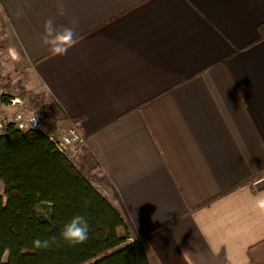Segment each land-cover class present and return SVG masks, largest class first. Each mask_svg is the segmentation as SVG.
<instances>
[{
    "label": "crops",
    "instance_id": "obj_1",
    "mask_svg": "<svg viewBox=\"0 0 264 264\" xmlns=\"http://www.w3.org/2000/svg\"><path fill=\"white\" fill-rule=\"evenodd\" d=\"M0 11V82L31 85L59 103L60 122L77 119L83 159L97 161L89 173L151 264H264L253 209L264 193V0H0ZM72 17L77 43L54 56L44 22Z\"/></svg>",
    "mask_w": 264,
    "mask_h": 264
},
{
    "label": "trees",
    "instance_id": "obj_2",
    "mask_svg": "<svg viewBox=\"0 0 264 264\" xmlns=\"http://www.w3.org/2000/svg\"><path fill=\"white\" fill-rule=\"evenodd\" d=\"M258 30L264 39V22ZM39 101L45 102L43 97ZM47 107L52 119H67L57 101L50 100ZM94 164L90 155L71 159L40 130L22 131L9 124L0 135V264H151L142 239L94 185L99 180L89 173ZM76 214L90 224L86 243L33 249L35 238L59 236Z\"/></svg>",
    "mask_w": 264,
    "mask_h": 264
},
{
    "label": "built area",
    "instance_id": "obj_3",
    "mask_svg": "<svg viewBox=\"0 0 264 264\" xmlns=\"http://www.w3.org/2000/svg\"><path fill=\"white\" fill-rule=\"evenodd\" d=\"M20 87H16L18 89ZM21 94H12L0 85V135L3 134L9 124H14L22 131L40 130L52 140L56 148L73 160H80L86 156L85 137L80 133L75 123L55 121L48 123L45 115L48 110L39 107L26 113V101L31 100V91L22 87ZM19 103V104H15ZM15 104V105H14ZM16 107L10 113H6L4 108ZM49 115V114H48ZM48 128V130H47ZM263 181L257 179L253 184Z\"/></svg>",
    "mask_w": 264,
    "mask_h": 264
},
{
    "label": "clouds",
    "instance_id": "obj_4",
    "mask_svg": "<svg viewBox=\"0 0 264 264\" xmlns=\"http://www.w3.org/2000/svg\"><path fill=\"white\" fill-rule=\"evenodd\" d=\"M25 5L27 0H24ZM60 15H65V8L62 4L58 5ZM17 18L26 15L23 6H18L16 11ZM69 23L72 27L61 26L57 28L53 19L44 22L43 34L41 36V46L47 48L54 56H65L68 50L77 43L75 26L79 21L77 18H70ZM85 206L90 204L89 200H85ZM253 209L258 215L264 216V193H259L253 197ZM90 224L83 215L76 214L72 216L62 227L59 236L52 235L46 238H35L32 242L34 250H48L56 246H60L61 242L68 246H78L87 242L89 239ZM200 264H206L201 257Z\"/></svg>",
    "mask_w": 264,
    "mask_h": 264
},
{
    "label": "rangeland",
    "instance_id": "obj_5",
    "mask_svg": "<svg viewBox=\"0 0 264 264\" xmlns=\"http://www.w3.org/2000/svg\"><path fill=\"white\" fill-rule=\"evenodd\" d=\"M3 77V75L1 74V71H0V77ZM2 77H1V80H2ZM0 85L7 91H11V93L14 95V94H21L20 91L22 89V87L26 88V89H29L31 91V100L30 101H26V105H25V108H26V113H28V111H31V110H37L39 107H43L44 109H48L47 108V102L45 101L44 103H40L39 99H41L42 97H38V100H37V97H36V93L38 91V89H35V87H31V85H27V86H24L22 85L21 83H18V84H14L12 83L11 85H7L5 86L4 83H1L0 82ZM16 87H20L18 89H15ZM49 101V99L47 100ZM15 104H19V103H15ZM14 104V105H15ZM16 107H8L6 106L4 108V111L6 113H10L12 112L13 110H15ZM45 109V110H46ZM49 114V115H48ZM45 115H47L48 117H45L46 120L48 121V123H50V121H53L52 118H51V114L50 112L48 111ZM60 122V120H58ZM48 130V128H47ZM96 187H99L97 184H94ZM4 193V185L2 183V181H0V194H3ZM7 257V254L4 255V258L6 259Z\"/></svg>",
    "mask_w": 264,
    "mask_h": 264
}]
</instances>
